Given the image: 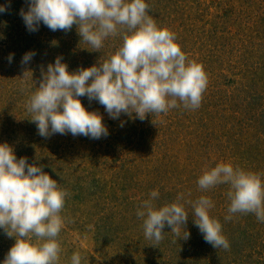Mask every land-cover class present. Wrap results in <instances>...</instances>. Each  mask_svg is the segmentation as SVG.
Here are the masks:
<instances>
[{
	"label": "rangeland",
	"instance_id": "374dc122",
	"mask_svg": "<svg viewBox=\"0 0 264 264\" xmlns=\"http://www.w3.org/2000/svg\"><path fill=\"white\" fill-rule=\"evenodd\" d=\"M145 2L157 27L175 33L188 59L203 65L208 85L199 108L185 109L178 101L179 107L143 121L134 113L111 119L97 101L80 97L87 111L101 114L108 136L41 137L26 103L38 90L42 70L57 56L69 72L98 65L123 39L110 36L95 51L75 25L65 32L41 23L29 32L19 14L27 11L26 0H0L10 4L0 13V143L12 146L17 159L42 165L68 193L60 213L58 264H71L77 252L81 264H264V222L254 213L228 212L230 185L201 190L197 184L219 163L264 181V0ZM29 51L35 55L22 65ZM153 190L159 192L157 207L179 203L189 212L188 240L176 238L167 225L159 244L145 237L136 212ZM201 196L213 202L209 215L221 223L228 250L206 243L193 223L189 202ZM14 243L0 229V264Z\"/></svg>",
	"mask_w": 264,
	"mask_h": 264
},
{
	"label": "clouds",
	"instance_id": "9594fccd",
	"mask_svg": "<svg viewBox=\"0 0 264 264\" xmlns=\"http://www.w3.org/2000/svg\"><path fill=\"white\" fill-rule=\"evenodd\" d=\"M27 11L20 16L29 32L38 31L41 23L51 31H69L76 26L79 36L95 51L108 37L121 35L122 45L108 60L69 72L62 57L42 70L38 90L26 103L32 113L38 134H71L91 139L107 137L109 132L99 112L87 111L80 97L102 105L111 119L126 114L143 121L147 114L167 113L180 106L197 109L208 85L203 65L189 60L176 43V35L158 28L149 15L145 0H26ZM10 4L0 5V13ZM35 55L26 52L21 59L27 65ZM13 54H9L11 63ZM123 127V122H121ZM26 157L17 159L13 147L0 143V229L15 238L3 264H58L61 246L57 237L63 226L60 215L66 190ZM201 190L228 184V212L254 213L264 222V181L255 173L219 163L197 180ZM159 192L153 190L142 202L136 215L143 219L144 235L153 246L164 239L169 226L176 238H190L186 229L189 212L179 203L157 207L153 201ZM182 197H178L180 199ZM191 203L193 223L206 243L228 250L221 223L209 215L214 206L201 196ZM231 219V215L225 217ZM38 238L33 243L31 237ZM80 253H74L71 264H81Z\"/></svg>",
	"mask_w": 264,
	"mask_h": 264
}]
</instances>
